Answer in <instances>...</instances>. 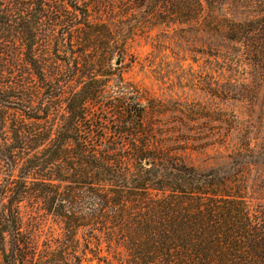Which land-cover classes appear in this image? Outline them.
<instances>
[{
	"label": "trees",
	"instance_id": "obj_1",
	"mask_svg": "<svg viewBox=\"0 0 264 264\" xmlns=\"http://www.w3.org/2000/svg\"><path fill=\"white\" fill-rule=\"evenodd\" d=\"M174 25L238 45L264 83V0H0L4 264H264V206L240 173L264 152L192 165L112 64L123 47L85 46Z\"/></svg>",
	"mask_w": 264,
	"mask_h": 264
},
{
	"label": "rangeland",
	"instance_id": "obj_2",
	"mask_svg": "<svg viewBox=\"0 0 264 264\" xmlns=\"http://www.w3.org/2000/svg\"><path fill=\"white\" fill-rule=\"evenodd\" d=\"M85 46L103 52L123 47L120 63L113 59L112 64L121 66L130 91L158 113L155 123L167 139L186 141L182 155L192 165L223 163L229 144L264 152V83L256 87L252 67L232 62L229 54L238 45H205L204 37L195 36L189 25H174L140 29L128 45ZM116 88V81H110V91ZM241 172L251 183L249 200L255 209L257 203L264 206V161ZM47 244L44 238L27 240L24 253ZM2 245H8L5 238H0V264Z\"/></svg>",
	"mask_w": 264,
	"mask_h": 264
},
{
	"label": "water",
	"instance_id": "obj_3",
	"mask_svg": "<svg viewBox=\"0 0 264 264\" xmlns=\"http://www.w3.org/2000/svg\"><path fill=\"white\" fill-rule=\"evenodd\" d=\"M116 64H119V60H117Z\"/></svg>",
	"mask_w": 264,
	"mask_h": 264
}]
</instances>
